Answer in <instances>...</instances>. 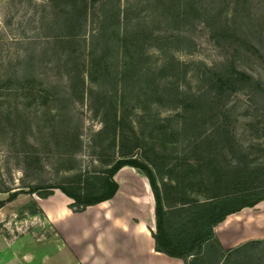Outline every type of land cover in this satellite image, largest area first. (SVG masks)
<instances>
[{
    "label": "rangeland",
    "instance_id": "374dc122",
    "mask_svg": "<svg viewBox=\"0 0 264 264\" xmlns=\"http://www.w3.org/2000/svg\"><path fill=\"white\" fill-rule=\"evenodd\" d=\"M117 159L153 174L164 230L264 195V0H0V264H56L38 200Z\"/></svg>",
    "mask_w": 264,
    "mask_h": 264
},
{
    "label": "crops",
    "instance_id": "0c3cea01",
    "mask_svg": "<svg viewBox=\"0 0 264 264\" xmlns=\"http://www.w3.org/2000/svg\"><path fill=\"white\" fill-rule=\"evenodd\" d=\"M113 179L117 183L113 196L81 211H73L71 199L60 190L38 200V209L58 236L54 242L56 264H189L192 255L178 258L155 250V200L146 177L125 165ZM262 203L264 200L215 225L211 238L201 246V255L211 243L225 256L264 242Z\"/></svg>",
    "mask_w": 264,
    "mask_h": 264
},
{
    "label": "trees",
    "instance_id": "16d2710c",
    "mask_svg": "<svg viewBox=\"0 0 264 264\" xmlns=\"http://www.w3.org/2000/svg\"><path fill=\"white\" fill-rule=\"evenodd\" d=\"M125 165L138 167L133 161L117 159L110 166L100 171L78 173L71 181L66 182L64 185L56 186V188L72 199L71 205L78 204L80 208L78 211H81L87 206L94 205L113 196L117 190V183L114 181L113 175ZM141 171L148 181L155 200V231L152 232L155 250L178 258L192 255L193 257L189 264H191L192 260L199 259L198 261H200V259H203L201 246L205 240L211 238L212 228L215 225L222 222L228 215L239 212L243 208L252 207L264 200V195L253 197L233 195L223 199L192 204L189 205L191 207H189V212L185 219L178 222V227L164 230L162 227V207L159 202L154 176L146 168H141ZM80 190L82 192H79ZM16 192H10L5 201L9 202L14 199ZM49 194L42 195L41 198H45ZM5 201L0 200V207L3 206Z\"/></svg>",
    "mask_w": 264,
    "mask_h": 264
}]
</instances>
